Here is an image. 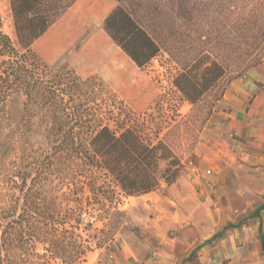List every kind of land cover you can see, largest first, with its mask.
I'll list each match as a JSON object with an SVG mask.
<instances>
[{
  "label": "rangeland",
  "instance_id": "rangeland-1",
  "mask_svg": "<svg viewBox=\"0 0 264 264\" xmlns=\"http://www.w3.org/2000/svg\"><path fill=\"white\" fill-rule=\"evenodd\" d=\"M132 1L76 0L32 48L53 68L64 66L82 77L96 76L136 113H155L159 106L160 114L170 122L161 126L159 137L179 157L180 173L174 182L162 181L141 195L122 194L112 183L113 199L104 206L86 199L91 196L87 188L79 192L76 204L72 196L62 194L67 189L54 179L52 196L58 210L54 217L63 219L64 227L74 232L64 242L75 240L84 248L76 264H114L119 256L131 257L138 264L147 259L151 264L149 258L161 259L174 252L189 254L184 262L202 264L200 257L208 245L227 227L237 226L264 208V192L257 189L259 175L248 168L254 166L256 153L230 139L223 106L230 82L260 65L264 75V0H183L179 15H175V0H141L164 6L166 17L177 16L169 28L177 32L178 45L185 50L177 59L163 50L144 67H138L102 27L112 8L118 3L129 7ZM0 15L2 29L14 39L8 0H0ZM169 28L164 25L163 33ZM93 38L110 46L113 62L92 63L80 57L81 49ZM199 39L211 42V56L223 65L225 75L197 103L190 104L172 79L192 61L196 49L191 53L186 49L197 47ZM29 142L42 144L37 135ZM67 208L75 212L69 214ZM192 238L191 250L187 242ZM67 248V254L77 249ZM33 251L50 263L63 264L59 258L52 259L38 241ZM27 260L28 264L43 261L35 255Z\"/></svg>",
  "mask_w": 264,
  "mask_h": 264
},
{
  "label": "trees",
  "instance_id": "trees-1",
  "mask_svg": "<svg viewBox=\"0 0 264 264\" xmlns=\"http://www.w3.org/2000/svg\"><path fill=\"white\" fill-rule=\"evenodd\" d=\"M75 1L8 0L14 39L2 29L0 15V264H28L32 255L42 258L41 264H57L34 253L35 241L52 259L80 262L84 248L75 240L64 242L74 232L54 217V179L76 204L87 188L91 196L86 199L104 206L113 199L112 183L122 194L141 195L162 181L174 182L180 173L179 157L159 137L161 126L169 122L159 106L155 113H136L96 76L53 68L33 50V42ZM182 1L175 0V15L183 11ZM162 7L141 0L129 7L118 3L103 19L105 33L138 67L163 50L176 59L184 50L169 28L177 16L166 17ZM164 25L170 29L166 33ZM197 42L186 49H196L192 61L172 79L190 104L225 75L211 56V42ZM36 135L41 145L30 144ZM68 245L77 249L67 254Z\"/></svg>",
  "mask_w": 264,
  "mask_h": 264
},
{
  "label": "crops",
  "instance_id": "crops-1",
  "mask_svg": "<svg viewBox=\"0 0 264 264\" xmlns=\"http://www.w3.org/2000/svg\"><path fill=\"white\" fill-rule=\"evenodd\" d=\"M263 65L247 71L242 78L229 83L223 96V106L228 119L225 128L233 142L246 144L256 155L252 174L259 175L258 191L264 192V75ZM249 149V150H250ZM226 226V225H225ZM183 239H181V242ZM194 248V238L187 242ZM189 254H168L154 257L151 264H194L185 261ZM202 264H264V208L253 217L244 218L237 226H229L220 238L208 245L200 257ZM147 260V259H146ZM143 264H149L148 260ZM114 264H138L131 257H116Z\"/></svg>",
  "mask_w": 264,
  "mask_h": 264
},
{
  "label": "bare ground",
  "instance_id": "bare-ground-1",
  "mask_svg": "<svg viewBox=\"0 0 264 264\" xmlns=\"http://www.w3.org/2000/svg\"><path fill=\"white\" fill-rule=\"evenodd\" d=\"M77 51V50H76ZM80 57L85 61L92 63H100L104 60L107 62H113V54L110 46L103 44L100 38H93L82 49ZM124 70V67H122Z\"/></svg>",
  "mask_w": 264,
  "mask_h": 264
}]
</instances>
